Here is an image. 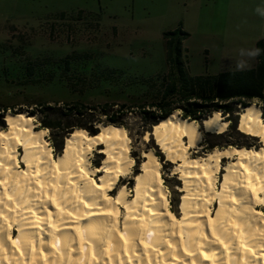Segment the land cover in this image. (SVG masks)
Segmentation results:
<instances>
[{"label":"bare ground","instance_id":"obj_1","mask_svg":"<svg viewBox=\"0 0 264 264\" xmlns=\"http://www.w3.org/2000/svg\"><path fill=\"white\" fill-rule=\"evenodd\" d=\"M237 113V129L260 146L193 155L201 129L226 130L220 111L200 127L173 112L145 133L182 180L177 216L152 149L142 152L133 195L124 183L112 194L132 172L124 127L99 124L94 135L75 128L54 155L33 117L8 112L0 129V264H264V115L253 103ZM94 150L104 154L98 166Z\"/></svg>","mask_w":264,"mask_h":264},{"label":"rangeland","instance_id":"obj_2","mask_svg":"<svg viewBox=\"0 0 264 264\" xmlns=\"http://www.w3.org/2000/svg\"><path fill=\"white\" fill-rule=\"evenodd\" d=\"M258 6H264V0H0V105L33 117L37 128L46 131L55 155L58 152L54 144L59 145L61 138L43 123L53 120L54 113L60 112L56 109L78 102L91 106L95 113L103 104L111 106L112 112H121L123 104L121 121L131 140L132 172L120 178L112 194L124 183L133 195L142 152L152 149L162 155L159 161L168 206L178 216L182 196L178 186H182V180L179 174L171 173L174 164H166L152 137L144 138L146 132L141 133L137 105L148 95L142 93L139 83L130 86L126 80H143L167 72L163 33L174 29L188 34L181 42V54L190 75L235 69L238 50L256 47L264 37V18L255 12ZM61 12L63 18L59 17ZM56 59H62L57 66L69 69L65 75L74 77L75 86L66 84L67 78L59 79L58 73L48 81L36 67L29 75L26 65L32 61ZM254 62L250 60L249 67ZM50 63L43 66V72L49 73L56 64ZM105 68L115 69L121 75L119 80L102 76L96 80ZM77 71L85 76L83 82L76 79ZM222 115L228 119L227 114ZM196 123L200 127V122ZM201 133V149L190 150L195 156L210 150L211 143L260 146L237 128L231 131L229 124L221 137L202 129ZM103 158L104 154L94 150L90 156L92 166L100 165Z\"/></svg>","mask_w":264,"mask_h":264},{"label":"trees","instance_id":"obj_3","mask_svg":"<svg viewBox=\"0 0 264 264\" xmlns=\"http://www.w3.org/2000/svg\"><path fill=\"white\" fill-rule=\"evenodd\" d=\"M64 16L63 12L59 13V17L63 18ZM187 35L181 29H174L163 33L167 45V72L143 80H126L130 86L139 83V86L142 87V93L148 95L147 98L137 105L142 121L141 133L144 134L147 131H151L154 124L173 112H178L182 118L200 122L214 111H220L222 114L228 115L227 120L230 121L229 129L231 131L237 128L238 105L245 107L252 103L256 104L261 108L264 115V54L257 57L253 66L244 72H235V69H232L222 70L215 74L190 75L181 54V42ZM255 46L264 49V37L259 39ZM65 58H68V56ZM60 60L62 61V59L45 62L32 61L26 65V68L29 75H32V71L36 67L41 76L48 77V81L52 80L56 73H58L59 79L67 78L66 84L71 86L74 77L65 75L69 71L68 68L61 70L57 66ZM52 61L56 64L50 68L49 73L43 72L45 70L43 66L47 63H52ZM78 72V75L75 77L77 80L83 82L85 76L82 72ZM101 76L106 80H119L121 75L115 69L105 68L101 74L95 77L96 80ZM72 84L75 86L76 82ZM120 107L121 112H112L111 106L103 104L97 113H95L91 111V106L82 103L77 102L72 106L67 104L63 108L56 109L60 112H55L53 120L44 122L43 126L49 128L52 132L55 130L58 132L61 141L59 145L54 144V147L59 153L63 148L65 136L75 128L84 129L91 135L99 131L98 124H113L126 129V126L121 121V115L124 114L122 110L125 106L122 104ZM8 109H10L11 113H16L10 107L0 105V129L6 128L5 113ZM234 113H237L235 117ZM70 117L72 119H69ZM207 134L221 137L224 132ZM228 145L233 144L229 142L225 145L211 143L209 148L225 147ZM236 146L248 147L249 145L236 144ZM155 154L160 161L163 160L160 153L155 151ZM166 164H170L169 161H166Z\"/></svg>","mask_w":264,"mask_h":264},{"label":"clouds","instance_id":"obj_4","mask_svg":"<svg viewBox=\"0 0 264 264\" xmlns=\"http://www.w3.org/2000/svg\"><path fill=\"white\" fill-rule=\"evenodd\" d=\"M257 15L264 18V6H258L255 9ZM264 54V49L259 47H241L237 53V59L235 61V72H244L249 69V61L256 59Z\"/></svg>","mask_w":264,"mask_h":264},{"label":"water","instance_id":"obj_5","mask_svg":"<svg viewBox=\"0 0 264 264\" xmlns=\"http://www.w3.org/2000/svg\"><path fill=\"white\" fill-rule=\"evenodd\" d=\"M238 107L242 108L243 106H238ZM7 113H8V112L5 113V116L7 115ZM202 121H203V120H202ZM228 122H230V121H228ZM147 132H148L149 135L151 134V133H150L151 131H147Z\"/></svg>","mask_w":264,"mask_h":264}]
</instances>
